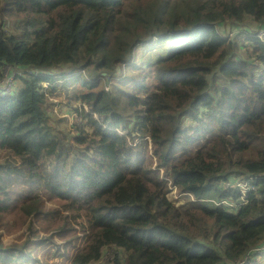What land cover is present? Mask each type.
Segmentation results:
<instances>
[{
    "label": "trees",
    "instance_id": "trees-1",
    "mask_svg": "<svg viewBox=\"0 0 264 264\" xmlns=\"http://www.w3.org/2000/svg\"><path fill=\"white\" fill-rule=\"evenodd\" d=\"M12 19L18 32L8 33ZM262 28L264 0H0V79L7 65L28 70L12 95L0 94V150L9 154L0 160V264H21L28 245L4 233L26 225L37 235L36 224L67 244L83 232L71 264L256 260ZM151 42L172 46L136 65V48ZM124 65L133 73L122 80ZM116 82L131 91H111ZM63 95L86 119L72 136L51 124L52 99ZM240 181L252 187L244 202ZM172 187L201 203L182 212ZM106 248L114 255L103 261Z\"/></svg>",
    "mask_w": 264,
    "mask_h": 264
},
{
    "label": "rangeland",
    "instance_id": "rangeland-1",
    "mask_svg": "<svg viewBox=\"0 0 264 264\" xmlns=\"http://www.w3.org/2000/svg\"><path fill=\"white\" fill-rule=\"evenodd\" d=\"M251 19V18H249ZM252 22V21H249ZM17 24L18 22L14 19L9 20L6 31L8 33H15L18 32L17 30ZM232 34V33H231ZM151 45H141L136 48V55H135V62L136 65H148L153 62H155L159 57H164L169 53V50L171 48L170 43H157L154 45L153 42L150 43ZM238 44H241V51H245L249 47V42L246 41L244 37H241L238 40ZM250 48V47H249ZM243 57H246V54L243 53ZM126 67V75L123 76L121 79L124 80L126 77H128L130 74L133 73V71L130 69V66ZM7 68L3 69V72L5 74ZM41 73V72H39ZM130 73V74H129ZM119 82V81H118ZM114 83V85L111 88V85L108 84L107 88H111V91H115L117 88H121L123 90H126L127 92H130L132 89V84H127V88L124 86H121L120 83ZM17 82H14L13 85H17ZM48 82H44L45 86H47ZM123 83V82H122ZM20 87V86H19ZM19 87L16 88V90H19ZM99 87L103 88V84L100 82ZM55 101V106L53 111L50 112V119L51 124L55 127L62 129L65 133H68L69 135H74L77 133V127L79 125L85 124L86 119H81L79 113L74 112V107H72L69 104V101L64 99V95L62 97H56L52 99ZM85 107L86 111H91L90 107L87 105H83ZM121 133H124L128 135L127 130L121 129V127L118 128ZM71 135V136H72ZM140 139V138H139ZM150 140V136H146L144 141ZM6 155L5 151L0 150V160H4V158L8 157ZM55 163L54 158L49 159ZM50 166V162L49 165ZM234 178H231L229 181L225 183V185H228L230 182L233 181ZM243 183V181H240V183H237L235 186L238 187L239 184ZM245 188L243 189L244 194L243 198L246 200L247 192L249 189H251L250 184H245ZM212 193L211 195H213ZM169 200H171L173 203L177 205L178 208L181 209L183 212L185 208L195 206V204L201 203L200 199L195 198L193 195L190 194H180L176 191L175 187H172L170 192L167 194ZM211 198L209 197L207 200L208 203H212ZM217 198V197H216ZM218 200V199H216ZM244 200V201H245ZM243 201V202H244ZM38 227V234L34 235L30 231H27L26 225L23 226L21 229H14L17 231L11 232L10 234L4 233L3 239L6 242H12L17 245H24L28 242L27 249H24L22 252H18V254L23 253L26 255L25 259L21 262V264H71L72 259L79 249V247L83 244V232L80 231V229L77 231L79 238L75 243L67 244L65 240H62L58 235H53V232H45ZM53 235V236H52ZM25 247V246H24ZM264 251V250H263ZM263 251L257 256L256 260L251 261V264H264V253Z\"/></svg>",
    "mask_w": 264,
    "mask_h": 264
},
{
    "label": "built area",
    "instance_id": "built-area-1",
    "mask_svg": "<svg viewBox=\"0 0 264 264\" xmlns=\"http://www.w3.org/2000/svg\"><path fill=\"white\" fill-rule=\"evenodd\" d=\"M255 37L259 38L262 42H264V28L259 29L255 34ZM4 76L2 79H0V94L3 96H10L14 93V85L13 83L15 82L16 76L23 74V72L28 71V70H20L18 68H14L10 65L5 66L4 68H7ZM30 72V71H29ZM33 72H36V70H34ZM240 183V182H238ZM247 184V183H245ZM243 189L245 188V185L243 183L239 184ZM242 189V191H243ZM244 193V191H243ZM243 201L245 200L242 196ZM213 203L215 204H221V203H227L226 201H217L216 199H212ZM242 201V202H243ZM241 202V203H242ZM263 248H258L257 250H260ZM114 255V251L112 249H108L106 248L104 253H103V257L102 260H110ZM257 260V258H255ZM251 259H248L247 257L242 259L240 262H238V264H251ZM257 263V261H256Z\"/></svg>",
    "mask_w": 264,
    "mask_h": 264
}]
</instances>
